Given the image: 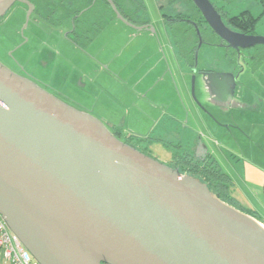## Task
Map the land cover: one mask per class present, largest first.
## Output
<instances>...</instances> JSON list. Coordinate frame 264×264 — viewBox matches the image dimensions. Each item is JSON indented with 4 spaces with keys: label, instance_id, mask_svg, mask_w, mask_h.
Here are the masks:
<instances>
[{
    "label": "water",
    "instance_id": "obj_1",
    "mask_svg": "<svg viewBox=\"0 0 264 264\" xmlns=\"http://www.w3.org/2000/svg\"><path fill=\"white\" fill-rule=\"evenodd\" d=\"M191 1L229 48L264 46L263 36L228 27L210 0ZM16 3L28 6L29 19L27 0H0V19ZM192 24L194 95L203 41ZM200 76L209 103H234L239 73ZM0 218L39 264H264V226L255 218L2 62Z\"/></svg>",
    "mask_w": 264,
    "mask_h": 264
},
{
    "label": "crops",
    "instance_id": "obj_2",
    "mask_svg": "<svg viewBox=\"0 0 264 264\" xmlns=\"http://www.w3.org/2000/svg\"><path fill=\"white\" fill-rule=\"evenodd\" d=\"M98 15L88 13L79 22L60 23L65 25L63 38L68 43L57 76L63 87L49 82L51 93L67 104L77 103V110L99 119L121 141L151 157L155 148L162 147L170 157L169 166L184 155L196 161L212 159L231 179L233 206L264 226V95L244 94L249 85L241 80L236 92L237 96L241 88V97L228 109L233 117L234 112L246 117L247 127L237 134L231 121L215 114L229 127L219 138L213 131L217 123L190 97L193 71L181 57L168 25L175 21L167 20L164 11L162 27L154 26L147 14H137L130 21L123 16L122 21L108 13L100 26ZM74 32L85 35L74 42ZM52 65L56 72L58 64ZM52 65L45 60L46 69ZM202 87L201 82L203 92ZM185 118L187 125H183ZM202 119L204 124L198 122Z\"/></svg>",
    "mask_w": 264,
    "mask_h": 264
},
{
    "label": "rangeland",
    "instance_id": "obj_3",
    "mask_svg": "<svg viewBox=\"0 0 264 264\" xmlns=\"http://www.w3.org/2000/svg\"><path fill=\"white\" fill-rule=\"evenodd\" d=\"M83 1L84 0H66V3L68 5L76 6L80 2L82 5ZM121 1H123V6L125 7L126 11H128L133 17L138 13H135L136 8L133 0ZM138 1L143 2L147 17L153 24H155L154 26L157 25L158 27L164 26L166 22L163 16V11L160 9L161 5L164 8L163 10L166 14L167 20L175 21L172 23L174 29L171 30L170 28V30L172 32H176L182 38L183 34L181 33V30L187 28L189 26V23H180V20H190L191 18H188V16H191L192 14L193 16H195V13L197 14L196 10H198L191 0H159V2L158 0ZM213 1H215L219 8L225 11L223 12V14H225L226 17L233 18L238 15L240 16L243 12L250 13L254 18L257 19V34L264 37V0ZM98 4L99 7L102 6L100 0L98 1L97 5ZM99 7L98 9L95 8L94 12L96 15H98L103 10H107L105 7ZM27 11L28 9L25 10V7L21 3H18L12 9H10L4 17L0 19V62H4V64L7 67H11L10 69H13L14 72L16 71L22 74L24 77L29 78L38 86L51 93V86L49 85L50 83H53V85L55 84L54 86L58 85V87H63V82L61 83L59 77L57 76L59 75L61 65H64L65 45L68 44L67 41H65L63 38V34L65 33V25L63 27L60 23L49 25L44 21L39 20L40 18L33 14L28 19ZM142 13L143 12H140V14ZM103 14L104 13H101L100 16H103ZM110 14L112 15L113 12H111ZM226 22L230 24L229 19H226ZM232 29L238 31L237 26L233 25ZM201 30H203L202 36L204 37V40L206 42L210 41L211 39L209 36L211 35L208 26L203 25ZM196 33L197 32H195V30L191 28V35L194 39L198 38ZM256 50V60L253 61V63L251 62V64H247L249 65V67H247L246 72L241 77V80L246 83V86L249 85V91L245 92L244 94H250V92H252L253 97H255L256 95H264V46L259 45L256 47ZM41 60H44L41 62L42 65H38V62ZM45 60H47V62L51 65L58 64L56 72H54V65L50 66L49 69L45 68ZM236 62L237 59L233 56V54H230L229 57H226V52L222 47L203 44L199 53L198 69H209L216 72H235L237 71V67H239L237 66ZM193 75H191L190 78V97L192 98V101L196 102V96L200 103H204L205 105H207L209 103L208 97L203 96V92L201 91L202 80L200 79L199 74H197L195 94L193 95ZM77 84H82L80 78L78 79ZM242 88L245 87L242 86ZM240 90L238 92V95L236 96V99L238 100L241 97L240 93L242 91ZM68 104L72 105L75 108L79 107V105L75 102L68 101ZM232 106L233 104L230 107ZM209 107L214 111L215 114L222 115L224 118V122L231 121L229 123H233L234 127H237L234 129L235 133L239 134V129H241L242 126L245 128L247 127L246 117H239L240 114L238 115V113L236 114V112H234L236 116L233 117L232 111L226 107H217L211 103H209ZM201 111L207 114L205 110ZM207 115L211 119L210 121L213 120L217 123V125H215L216 129L213 130L214 134H217L219 138L224 137V129H229V127L227 126L228 123L223 124L216 118V116L213 115L215 117L214 118L209 114ZM187 122L189 121L187 118H185V123L183 125H187ZM198 122L200 124H204L203 119L199 120ZM237 124L239 126H236ZM219 126H223L224 128ZM200 128L203 129L204 127ZM161 148L162 147L155 148L152 151L151 155L161 163L165 165H171L168 152L163 151V149ZM247 155L249 154L247 153Z\"/></svg>",
    "mask_w": 264,
    "mask_h": 264
},
{
    "label": "trees",
    "instance_id": "obj_4",
    "mask_svg": "<svg viewBox=\"0 0 264 264\" xmlns=\"http://www.w3.org/2000/svg\"><path fill=\"white\" fill-rule=\"evenodd\" d=\"M31 2L34 5V12L32 13L35 16H38L42 21H48L49 23H61L66 19H74L75 21H78L85 17L88 13L91 11H95V8L98 9L99 4L97 5L99 0H84L82 2L78 3L76 6L74 5H68L66 3V0H27ZM101 7H105L107 10L100 12L98 16H100L101 13H104L103 16H100L99 19H101L100 22L97 24H100L102 26L103 22L107 18L108 13L110 14L113 12V14L110 16H114V10L112 6L109 4L108 0H100ZM119 13L124 16L129 21L132 19V15L126 11L125 7L123 6V1L121 0H113ZM159 1V0H158ZM136 11L135 13L140 14V12H143L142 15H146V9L142 2L138 0H133ZM18 4V3H16ZM25 10L28 9V6L24 3H21ZM97 5V6H96ZM161 6V5H160ZM161 9L164 8L161 6ZM164 11V10H163ZM197 11V14L195 13V16L193 14L190 17V21L194 22L195 25L200 30V33L202 35L203 30L202 26L206 25L201 13ZM95 13V12H92ZM135 14V15H137ZM166 15V14H165ZM104 20V21H103ZM189 19L180 20V23H189V26L183 30H181V33L183 34V38L179 36L176 32L173 31L174 37L176 38V41L180 45V55L181 57L186 61L188 67L191 71H193V68L195 66V53L198 47L199 40L198 38H193L191 35V28L196 31L195 26L192 24V22L188 21ZM229 22L231 25L237 26V27H245V31L247 33L254 32L257 19L254 18L250 13L243 12L240 16H235L233 18H229ZM171 30H173L174 26L172 24H168ZM207 26V25H206ZM209 28V27H208ZM209 31L211 29L209 28ZM197 34V33H196ZM85 33L78 35L76 32H74V37L72 38L73 41L81 40ZM198 36V34H197ZM180 38V40H179ZM129 142V141H126ZM177 162H175L174 167L179 168L180 172L182 174H187L190 176H193L199 180H201L203 183H205L209 189L222 201L225 203L233 206L235 203L234 198L231 195L230 187L232 185L231 179L212 159L208 158L203 161H196L193 160L189 155H184L182 157H177ZM235 207V206H233ZM236 209L244 212L247 215H250L254 217L250 213H246L240 208L235 207Z\"/></svg>",
    "mask_w": 264,
    "mask_h": 264
},
{
    "label": "flooded vegetation",
    "instance_id": "obj_5",
    "mask_svg": "<svg viewBox=\"0 0 264 264\" xmlns=\"http://www.w3.org/2000/svg\"><path fill=\"white\" fill-rule=\"evenodd\" d=\"M214 6L217 8V10L219 11V13L222 15V18L224 20V22L226 23V25H228V27H230L232 29L233 25L231 24H228L226 22V19H229L230 17H226L225 14H223V12H225L223 9L219 8V6L215 3V1L213 0H210ZM261 16V15H260ZM261 19V18H260ZM258 22H256V25H257ZM207 25V24H206ZM208 26V25H207ZM245 27H237L238 29V32H242V33H247L244 29ZM233 30V29H232ZM210 32V41H205L204 40V37L202 36V41H203V44H209V45H214V46H219V47H222L224 49V51L226 52V57H229L230 54H233V56L237 59V61L239 60V67H237V71H235V74H238L239 73V83H241V77L243 75V72L245 71V69H247V67H249V65L247 64H251V62L253 63V61L256 60V57H257V50H256V47L254 48H250V49H241L238 51L234 50V49H231L228 47V45L226 44L225 41H223L221 38H219L212 30L209 31ZM247 34H255V35H258L257 32H256V26H255V29H254V32L252 33H247ZM198 40H199V36H198ZM199 44V43H198ZM237 63V62H236ZM4 64V62H3ZM5 65V64H4ZM6 66V65H5ZM8 68H11V67H8ZM244 68V70H243ZM251 68V67H250ZM13 70V69H12ZM209 71V69H198V73L200 75L201 71ZM16 72V71H15ZM18 73V72H16ZM20 74V73H18ZM22 75V74H20ZM23 76V75H22ZM200 79H201V76H200ZM53 94V93H52ZM54 95V94H53ZM56 96V95H55ZM58 97V96H56ZM59 98V97H58ZM204 104V103H203ZM204 108L207 110V114L211 115V114H215L214 111L209 107V103L207 105H203ZM216 116V115H214ZM217 118V117H216ZM218 119V118H217Z\"/></svg>",
    "mask_w": 264,
    "mask_h": 264
},
{
    "label": "built area",
    "instance_id": "obj_6",
    "mask_svg": "<svg viewBox=\"0 0 264 264\" xmlns=\"http://www.w3.org/2000/svg\"><path fill=\"white\" fill-rule=\"evenodd\" d=\"M0 264H39L0 218Z\"/></svg>",
    "mask_w": 264,
    "mask_h": 264
}]
</instances>
